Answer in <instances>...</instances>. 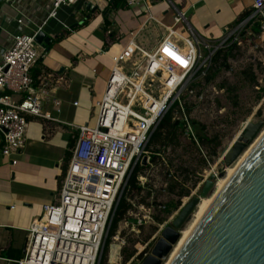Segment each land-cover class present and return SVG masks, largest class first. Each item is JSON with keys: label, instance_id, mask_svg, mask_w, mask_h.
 Instances as JSON below:
<instances>
[{"label": "built area", "instance_id": "built-area-1", "mask_svg": "<svg viewBox=\"0 0 264 264\" xmlns=\"http://www.w3.org/2000/svg\"><path fill=\"white\" fill-rule=\"evenodd\" d=\"M76 2L51 0L49 17H54L61 6ZM135 3V0H128L129 6ZM253 7L255 11L249 20L258 17L264 30V0H255ZM183 19L184 16L178 12L175 24ZM245 23L247 21L227 30L223 38L214 43L199 37L190 26L187 37L171 27L167 28L165 35L150 50L138 45L134 35L131 37L122 52L112 57L114 66L104 95L96 104L98 114L95 124L77 128V137L55 201L46 205L32 223L22 258L11 263L141 264L150 255L161 233L212 175L201 179L195 192L183 199L172 217L167 222H161L151 240L136 243V250L128 260L123 258L127 236L138 234L148 224H155L158 213L155 202H133L128 198L131 208L112 232L120 199L128 190L129 179L139 165L144 167L141 171L144 174L140 172L138 177L142 192L146 184L148 188L155 187L147 182V171L157 169L155 166L167 168L160 186L163 192L169 191L171 184L176 185V189L184 185L180 173L170 169L161 153L153 160L147 149L151 134L176 104L178 107L174 112L181 111L182 116L178 120L182 122L184 136L205 160L208 159L194 125L185 113L183 97L196 98L194 80L198 77L205 79L214 54L229 46L230 38ZM41 30L39 28L31 35H13L10 46L1 56L0 135L3 145L0 154L5 158L11 159L23 150L27 117L51 120V116L43 111V102L50 96L48 83L38 82L31 75L32 68L46 50L36 41ZM201 47L208 51L206 56L202 55ZM5 90L10 94H4ZM11 94L22 95L15 102ZM53 104L59 111L60 101L54 100ZM77 104L74 103L75 106ZM144 157L145 165L142 164ZM11 163L15 165L16 160L12 159ZM157 207L159 212L166 210L164 203L159 202ZM125 230H128L127 235H123Z\"/></svg>", "mask_w": 264, "mask_h": 264}, {"label": "crops", "instance_id": "crops-1", "mask_svg": "<svg viewBox=\"0 0 264 264\" xmlns=\"http://www.w3.org/2000/svg\"><path fill=\"white\" fill-rule=\"evenodd\" d=\"M254 1L135 0L129 6L128 0H77L49 17L51 0H0V60L15 34L31 35L42 28L49 40L42 44L46 50L31 75L48 83L50 96L43 102V111L51 116V120L27 117L23 150L11 159L0 154L1 261H13L2 257L3 251H21L23 255L32 223L55 201L77 128L95 124L96 104L114 66L112 57L122 52L131 37L150 50L167 28L187 37L190 26L202 39L218 42L247 13L251 14L237 25L247 21L249 28H255L257 19L249 20L255 11ZM178 12L184 19L175 24ZM3 93L10 94L7 90ZM21 95L11 94L15 102ZM54 100L60 101L59 111ZM2 145L0 135V149ZM159 153L151 154L157 158Z\"/></svg>", "mask_w": 264, "mask_h": 264}, {"label": "rangeland", "instance_id": "rangeland-1", "mask_svg": "<svg viewBox=\"0 0 264 264\" xmlns=\"http://www.w3.org/2000/svg\"><path fill=\"white\" fill-rule=\"evenodd\" d=\"M254 18L257 19L255 21H260L258 17ZM236 27L238 25H234L232 28L235 29ZM257 30H259L258 33ZM230 39L232 41L230 40V44L228 42L229 46L223 49L229 50L232 44H234V48L230 52L226 63L220 61L222 65L216 73L217 75L214 80L207 83L203 77H198L193 83L196 98L194 96L183 97L186 102L185 112L187 113L186 109L189 110V113H187L189 120L199 125L196 127L197 129L203 126L205 128L203 134L208 139L214 136L217 137L220 143L219 147L214 152L212 144L207 141L202 143V147L206 151L208 158L205 160L198 149L184 136L183 128L177 131V141L175 143L167 141L166 146H162V143L148 145L147 149L150 153H154L155 151L161 152L162 157H165L169 163L170 169L180 173L182 176L181 181L184 185H179L173 194L169 193V191L166 193L163 192L160 186L167 168L163 165L155 166L157 169L147 171V182L150 185H155V187L148 188L146 184L145 190L140 195L134 194L133 196H128L133 202L142 201V197H145V203L155 202V211L158 213L156 215L162 221L166 220L165 222H167L176 212V209L172 208L163 213L159 212L157 207L159 202L170 205L180 201L181 205L183 199L195 192L201 179L207 175L216 176L214 181L215 187H213L212 193L208 197L202 198V187L192 199L198 197L201 201L212 198L220 186L221 181L225 179L227 169L238 162L239 158L244 154V151L264 131V30H262L261 25L260 28H256V26L255 28H249L248 24L245 23ZM201 52L203 56H206L208 53L205 47H201ZM200 95L202 98L199 99ZM181 116V111L173 112L174 120H178ZM247 122L253 124L263 122V124L252 143L248 144L247 148L227 167L224 163L222 153L234 141ZM194 131L197 133L195 129ZM141 173L144 174V172ZM151 175L152 177H150ZM181 190L188 191L185 197L179 196V191ZM148 192L150 193L149 195ZM196 208L183 225L181 231L184 232L190 228L189 226H191L196 217ZM162 221L158 222L156 220L155 224L146 225L138 234H129L127 236V245L123 251L124 260H128L134 254L136 250L135 245L138 241H149L157 234L158 226L162 224ZM127 233L128 230H125L123 235H127ZM20 243L22 244V242ZM17 247L19 249L23 248L20 247V244ZM0 264L13 263H6L0 260ZM103 264L107 263L105 262Z\"/></svg>", "mask_w": 264, "mask_h": 264}, {"label": "water", "instance_id": "water-1", "mask_svg": "<svg viewBox=\"0 0 264 264\" xmlns=\"http://www.w3.org/2000/svg\"><path fill=\"white\" fill-rule=\"evenodd\" d=\"M36 41L47 44L49 40L40 32ZM262 124L247 122L224 149L222 157L227 167L252 143ZM261 134L170 264H264V132ZM142 164H146V157ZM214 180L212 176L204 185L202 198L212 193ZM199 202L194 198L181 209L141 264H163V259L169 258Z\"/></svg>", "mask_w": 264, "mask_h": 264}, {"label": "trees", "instance_id": "trees-1", "mask_svg": "<svg viewBox=\"0 0 264 264\" xmlns=\"http://www.w3.org/2000/svg\"><path fill=\"white\" fill-rule=\"evenodd\" d=\"M111 5H114V2L111 3ZM116 8V7H115ZM251 13H247L245 16H243L242 19H240L236 25L238 23H240L241 21H243L245 18H247ZM256 28H260V21H257L256 23ZM259 32V30H257V33ZM229 50H225V49H220L219 51H217L214 56L212 57V66L209 69L208 73L206 74L205 77V82L210 83L212 80H214V78L216 77V73L218 72V70L221 68V63L220 61H222L223 63H226V61L228 60L229 54L230 52L233 50L234 48V44H232ZM178 107V104L175 105V107L168 112L164 118L161 120V122L159 123L158 127L155 129V131L151 134L150 137V142L149 145L151 144H159L162 143V146H166L167 141H171L170 143H175V141H177V131L182 127V123L179 120H174L173 119V112L174 109H176ZM187 110V113H189V110ZM186 113V114H187ZM195 130H196V135L198 137V139L200 140L201 143H205V141H207L208 143L212 144L214 147V152L216 150V148L219 147L220 143L218 142L217 137H213L211 139H208L206 137L205 134H203L204 131V127H200L199 129H197L196 127H198L199 125L195 122H192ZM156 152V151H155ZM69 158V155L68 157ZM156 159V156L153 157V160ZM144 170L143 166H137V168L133 171L130 179H129V187L128 190L124 193L123 197L120 199V202L118 204L117 210H116V215L114 217L113 220V224H112V228L111 231L114 232L117 228L118 223L124 218V216L127 214V212L130 210L131 206L128 203V196H133L134 194L140 195L143 188L138 184V177L141 171ZM176 192V185L171 184L169 187V193L173 194ZM188 193L187 190H181L179 191V196L180 197H184L186 196ZM149 194V192H148ZM145 197H142V201H144ZM180 201H177L176 203L170 204V205H166V210H170L172 208L177 209V207L179 206ZM158 221H162L161 219H158ZM3 256H7L8 258H11L13 260H19L22 258V253L21 251H16L14 253L8 251L2 252V257Z\"/></svg>", "mask_w": 264, "mask_h": 264}, {"label": "bare ground", "instance_id": "bare-ground-1", "mask_svg": "<svg viewBox=\"0 0 264 264\" xmlns=\"http://www.w3.org/2000/svg\"><path fill=\"white\" fill-rule=\"evenodd\" d=\"M264 132V131H263ZM262 132V133H263ZM262 135V134H260ZM258 140V138L254 141V143ZM254 143L246 150L244 151V154H242V156L239 158L238 162L234 165V166H230L227 169V174L225 179H223V181H221L220 186L218 187V189L216 190V193L214 194V196L212 198H207L205 200H201L197 206V212H196V217L193 221V223L191 224V226H189L190 228L186 229L184 232L182 231L181 233V238L179 240V242L177 243V245L174 247L171 255L169 256V258L167 259V261H165L164 264H170L171 261L173 260V258L175 257L176 253L179 251L180 247L183 246V244L185 243L186 239L188 238V236L190 235L192 229L195 227V225L198 223V221L201 219V217L204 215V213L207 211V209L209 208V206L211 205V203L214 200L215 195L218 193V191H220L225 184L227 183V181L230 179V177L233 175L235 169L237 168V166L240 164V162L243 160V158L246 156V154L248 153V151H250V149L253 147ZM226 155H224L225 157ZM208 197V196H207ZM206 198V197H205Z\"/></svg>", "mask_w": 264, "mask_h": 264}]
</instances>
